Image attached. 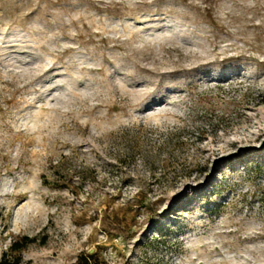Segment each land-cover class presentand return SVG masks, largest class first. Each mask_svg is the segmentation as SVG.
Here are the masks:
<instances>
[{
    "label": "rangeland",
    "instance_id": "374dc122",
    "mask_svg": "<svg viewBox=\"0 0 264 264\" xmlns=\"http://www.w3.org/2000/svg\"><path fill=\"white\" fill-rule=\"evenodd\" d=\"M3 253L264 264V0H0Z\"/></svg>",
    "mask_w": 264,
    "mask_h": 264
},
{
    "label": "trees",
    "instance_id": "16d2710c",
    "mask_svg": "<svg viewBox=\"0 0 264 264\" xmlns=\"http://www.w3.org/2000/svg\"><path fill=\"white\" fill-rule=\"evenodd\" d=\"M25 242L23 244H19L18 242H13V244L10 247L11 252L19 251L24 246H26L28 243L32 242L33 240L24 237ZM20 258L18 257H12L9 258L6 253H3L0 264H19ZM73 264H101V262L98 260V258L95 256L94 253H88V254H82L78 257L75 263Z\"/></svg>",
    "mask_w": 264,
    "mask_h": 264
}]
</instances>
